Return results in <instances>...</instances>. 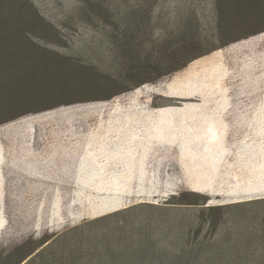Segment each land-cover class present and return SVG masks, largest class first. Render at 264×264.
<instances>
[{
    "label": "rangeland",
    "instance_id": "rangeland-1",
    "mask_svg": "<svg viewBox=\"0 0 264 264\" xmlns=\"http://www.w3.org/2000/svg\"><path fill=\"white\" fill-rule=\"evenodd\" d=\"M224 101L264 109V0H0V264H264L163 122Z\"/></svg>",
    "mask_w": 264,
    "mask_h": 264
},
{
    "label": "crops",
    "instance_id": "crops-1",
    "mask_svg": "<svg viewBox=\"0 0 264 264\" xmlns=\"http://www.w3.org/2000/svg\"><path fill=\"white\" fill-rule=\"evenodd\" d=\"M209 105L226 108L219 113L210 109L202 114H182L163 120L170 127L184 122L181 130L188 136L196 133L197 148L203 146L195 152L194 190L222 196L224 201L232 203L264 198V109H246L234 114L228 109L233 101ZM251 105L264 106V103L248 104ZM194 142L192 137L186 140L191 147Z\"/></svg>",
    "mask_w": 264,
    "mask_h": 264
},
{
    "label": "trees",
    "instance_id": "trees-1",
    "mask_svg": "<svg viewBox=\"0 0 264 264\" xmlns=\"http://www.w3.org/2000/svg\"><path fill=\"white\" fill-rule=\"evenodd\" d=\"M220 37H221V35H220ZM15 117H16V115H15V116H12L10 119L15 118ZM3 148H4V147H3ZM1 149H2V147H1ZM2 155H3V161H2V175H3V178H4V177H6V176H5V170H6V165H7V164H6V162H5V154H4V152H2ZM26 169H27V168H26ZM26 169H25V170H26ZM195 201H196V200H195ZM195 201L192 202V203H196V202H197V201H196V202H195Z\"/></svg>",
    "mask_w": 264,
    "mask_h": 264
}]
</instances>
